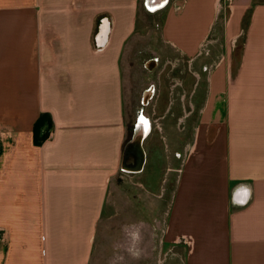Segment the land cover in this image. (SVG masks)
Wrapping results in <instances>:
<instances>
[{
  "label": "crops",
  "instance_id": "1",
  "mask_svg": "<svg viewBox=\"0 0 264 264\" xmlns=\"http://www.w3.org/2000/svg\"><path fill=\"white\" fill-rule=\"evenodd\" d=\"M143 1L182 70H154L133 122ZM150 239L161 264H264V0H0V264H131Z\"/></svg>",
  "mask_w": 264,
  "mask_h": 264
},
{
  "label": "rangeland",
  "instance_id": "2",
  "mask_svg": "<svg viewBox=\"0 0 264 264\" xmlns=\"http://www.w3.org/2000/svg\"><path fill=\"white\" fill-rule=\"evenodd\" d=\"M163 12V11H162ZM162 12H159L157 14L151 15L146 10L144 1L142 3V9L140 15L144 18L141 20V25L139 26V31L136 39H139L138 42L133 46L131 56L129 57V63L127 64V68L129 65V90L131 89V100L130 104L127 105L128 113L131 115L133 122L136 121V118L142 111V103H141V92L142 89L148 88L151 85L155 84L156 76L153 72H149L146 70L145 62L149 60L152 57L158 58V67L156 69L157 71L170 73L175 70L176 72L180 69H177L174 67L176 64L178 58L174 51L172 50V47L166 44L163 40L161 41V23L165 20L164 14ZM183 27V26H180ZM237 53H240V47ZM237 54V55H238ZM183 68L186 70V64L183 65ZM182 70V69H181ZM158 73V72H157ZM156 73V74H157ZM161 107L158 108L160 110ZM177 136L179 137V145L174 147L173 150V161L174 166L177 167L180 165V162L183 158V146L184 141L189 138V134H181L177 133ZM175 150L181 153L180 161H178L175 157ZM149 167V166H148ZM169 198V193L166 196V200ZM149 206V205H148ZM148 206L146 209L149 211ZM145 203L142 200H138V202L132 206V223H139L141 220L144 219L142 211H144ZM128 216V215H127ZM150 219H153L151 215H149ZM129 219V216L127 217ZM124 220V215H123ZM151 221L149 222L150 229L149 231H154L155 224L150 225ZM154 233V232H153ZM124 231H120V229H115L114 237L117 240L120 237H123ZM151 234V233H150ZM114 239V240H115ZM134 242V241H133ZM123 243V242H122ZM120 243V244H122ZM135 247V248H133ZM117 247L114 246V249ZM132 254L130 256H126V262L129 263V260L131 264H161V258L165 257V253L167 248L164 249V251H161V247L159 245L158 239H150L146 243V255L144 253L141 254L142 249L139 248L137 244L132 245ZM102 258V257H101ZM112 260H119L121 259V264H124L123 261L125 259L123 257H111ZM106 257L103 258V264H107V261H105ZM115 264H117L115 262ZM120 264V263H119ZM130 264V263H129ZM176 264H182L181 262H177Z\"/></svg>",
  "mask_w": 264,
  "mask_h": 264
},
{
  "label": "water",
  "instance_id": "3",
  "mask_svg": "<svg viewBox=\"0 0 264 264\" xmlns=\"http://www.w3.org/2000/svg\"><path fill=\"white\" fill-rule=\"evenodd\" d=\"M167 0L158 1L155 2V6H150L151 9L160 8L163 5H165ZM149 4V3H148ZM141 121H144L143 118H141ZM147 133V129L145 128L143 131H136L133 139L129 143V146L125 152L124 158H123V169L128 172H133L141 169L144 164L143 154L141 151V145L142 141L145 137V134Z\"/></svg>",
  "mask_w": 264,
  "mask_h": 264
},
{
  "label": "flooded vegetation",
  "instance_id": "4",
  "mask_svg": "<svg viewBox=\"0 0 264 264\" xmlns=\"http://www.w3.org/2000/svg\"><path fill=\"white\" fill-rule=\"evenodd\" d=\"M160 2L162 0H147V2L149 3L150 6H155V2ZM146 67V70L149 71V72H153L157 67H158V58L157 57H152L150 58L149 60H147L145 62V65ZM152 92L153 91V88L152 86H149L147 89H146V94L145 95H148V93ZM143 118V117H141ZM144 121H139L137 124H136V127L135 129H137L138 131H143L146 127H147V121L143 118Z\"/></svg>",
  "mask_w": 264,
  "mask_h": 264
},
{
  "label": "trees",
  "instance_id": "5",
  "mask_svg": "<svg viewBox=\"0 0 264 264\" xmlns=\"http://www.w3.org/2000/svg\"><path fill=\"white\" fill-rule=\"evenodd\" d=\"M46 122H49L48 125L51 126L52 122L47 120L45 115H42L35 124L34 140L36 145H40L48 137V135L40 136V131Z\"/></svg>",
  "mask_w": 264,
  "mask_h": 264
},
{
  "label": "built area",
  "instance_id": "6",
  "mask_svg": "<svg viewBox=\"0 0 264 264\" xmlns=\"http://www.w3.org/2000/svg\"><path fill=\"white\" fill-rule=\"evenodd\" d=\"M183 242H184L185 244H187V243H188V241H187L186 239H183Z\"/></svg>",
  "mask_w": 264,
  "mask_h": 264
}]
</instances>
